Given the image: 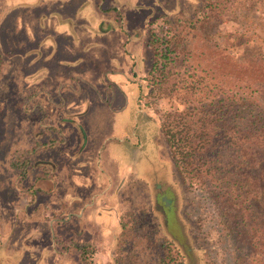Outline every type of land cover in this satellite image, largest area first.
<instances>
[{"label": "rangeland", "instance_id": "rangeland-1", "mask_svg": "<svg viewBox=\"0 0 264 264\" xmlns=\"http://www.w3.org/2000/svg\"><path fill=\"white\" fill-rule=\"evenodd\" d=\"M164 2L0 0V264H119L121 224L137 223L172 234L187 264H234L238 242L206 189L174 170L160 126L169 99L140 97L147 23ZM235 10L210 24L216 46L264 54V0ZM28 157L21 176L12 161Z\"/></svg>", "mask_w": 264, "mask_h": 264}, {"label": "trees", "instance_id": "trees-1", "mask_svg": "<svg viewBox=\"0 0 264 264\" xmlns=\"http://www.w3.org/2000/svg\"><path fill=\"white\" fill-rule=\"evenodd\" d=\"M248 2L252 7L258 0H203L190 15L179 14L185 8L178 5L156 15L147 23L148 70L140 97L169 99L160 126L174 170L187 190L206 189L222 232L238 242L233 263L264 264V54L234 58L216 46L210 27L234 18ZM1 56L0 50V72ZM29 159H14L11 167L26 176ZM37 179L25 188L33 195ZM138 226L121 224L119 264L190 261L172 234Z\"/></svg>", "mask_w": 264, "mask_h": 264}, {"label": "crops", "instance_id": "crops-1", "mask_svg": "<svg viewBox=\"0 0 264 264\" xmlns=\"http://www.w3.org/2000/svg\"><path fill=\"white\" fill-rule=\"evenodd\" d=\"M181 1L182 0H166V2H164V5L166 6V8L168 9V13L170 14V13H173L174 12V10H175V8H176V6L178 5L179 7H181ZM185 1H188V0H185ZM177 2V5H175V3ZM189 4H195V2L194 1H189ZM180 9H183L182 7L180 8ZM160 14H164V13H160ZM98 25V22H96V24H95V26H97ZM110 32H112V31H110ZM55 251V250H54ZM68 252L69 251H66L65 249H58V255L57 256H61V257H63V256H67V254H68ZM62 262V261H61ZM60 262V263H61Z\"/></svg>", "mask_w": 264, "mask_h": 264}, {"label": "flooded vegetation", "instance_id": "flooded-vegetation-1", "mask_svg": "<svg viewBox=\"0 0 264 264\" xmlns=\"http://www.w3.org/2000/svg\"><path fill=\"white\" fill-rule=\"evenodd\" d=\"M161 200H163V197H161ZM168 203H169V200H168V201L166 200V202L163 203L165 209H166V208L169 209V207H168V206H169ZM162 211H163V210H162Z\"/></svg>", "mask_w": 264, "mask_h": 264}, {"label": "water", "instance_id": "water-1", "mask_svg": "<svg viewBox=\"0 0 264 264\" xmlns=\"http://www.w3.org/2000/svg\"><path fill=\"white\" fill-rule=\"evenodd\" d=\"M163 200H165V198H163Z\"/></svg>", "mask_w": 264, "mask_h": 264}]
</instances>
